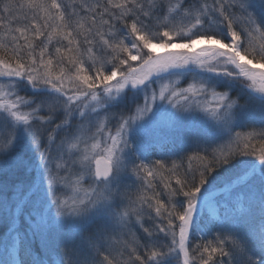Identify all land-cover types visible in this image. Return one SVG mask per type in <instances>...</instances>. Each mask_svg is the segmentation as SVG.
<instances>
[{
  "label": "snow or ice",
  "instance_id": "1",
  "mask_svg": "<svg viewBox=\"0 0 264 264\" xmlns=\"http://www.w3.org/2000/svg\"><path fill=\"white\" fill-rule=\"evenodd\" d=\"M0 231V264H264V0H0Z\"/></svg>",
  "mask_w": 264,
  "mask_h": 264
},
{
  "label": "rangeland",
  "instance_id": "2",
  "mask_svg": "<svg viewBox=\"0 0 264 264\" xmlns=\"http://www.w3.org/2000/svg\"><path fill=\"white\" fill-rule=\"evenodd\" d=\"M196 46V45H195ZM201 46V45H200ZM200 46H197V48H199ZM154 51H156V52H162V51H164L163 49H160V48H156V49H154ZM226 195V194H225ZM0 239H3V232L2 231H0Z\"/></svg>",
  "mask_w": 264,
  "mask_h": 264
},
{
  "label": "bare ground",
  "instance_id": "3",
  "mask_svg": "<svg viewBox=\"0 0 264 264\" xmlns=\"http://www.w3.org/2000/svg\"><path fill=\"white\" fill-rule=\"evenodd\" d=\"M200 46V44H197L195 47Z\"/></svg>",
  "mask_w": 264,
  "mask_h": 264
}]
</instances>
